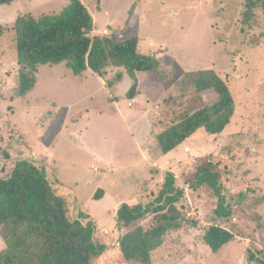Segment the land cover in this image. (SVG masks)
Returning a JSON list of instances; mask_svg holds the SVG:
<instances>
[{
  "label": "rangeland",
  "instance_id": "rangeland-1",
  "mask_svg": "<svg viewBox=\"0 0 264 264\" xmlns=\"http://www.w3.org/2000/svg\"><path fill=\"white\" fill-rule=\"evenodd\" d=\"M91 12V34L115 40L138 37V48L159 61L154 74L137 72L138 91L125 96L131 79L113 83L116 68L98 79L74 75L64 64L41 65L33 88L15 94L18 64L12 25L19 14L60 12L69 0H15L0 5V176L19 159L45 167L71 219L90 221L93 239L106 249L91 264H136L123 259L116 224L122 203L146 206L174 175L182 191L175 203L180 226L166 232L149 264H262L264 261V9L244 23L247 0H81ZM211 69L227 84L234 114L216 135L197 130L159 157L155 134L177 112L194 111L215 95L198 94L183 81L188 71ZM159 83V84H158ZM169 159V160H168ZM214 164L231 215H214L217 196L191 181L197 166ZM98 189L102 194L94 198ZM80 213L84 218L80 217ZM153 214L142 221L149 225ZM215 224L234 239L213 253L203 242ZM4 243L0 239V250ZM250 254L258 260H248Z\"/></svg>",
  "mask_w": 264,
  "mask_h": 264
},
{
  "label": "trees",
  "instance_id": "trees-1",
  "mask_svg": "<svg viewBox=\"0 0 264 264\" xmlns=\"http://www.w3.org/2000/svg\"><path fill=\"white\" fill-rule=\"evenodd\" d=\"M15 0H0V5ZM99 3L101 0H96ZM257 6L264 9V0H247L243 11L245 23ZM3 28V27H2ZM0 26V31L2 30ZM14 46L18 64L15 94L23 96L36 82L35 73L41 65L64 64L74 75L89 69L105 78L107 69L116 68L114 80L106 81L108 88L125 73L131 85L125 92L128 99L137 94V72L151 73L158 77L159 59L138 48V37L115 40L104 35H93V17L81 0H69L56 14L34 17L29 13L15 17ZM185 82L198 94L211 90L214 101L194 111L177 112L170 124L155 134L157 148L165 154L197 130L210 135L221 133L229 124L235 109L233 95L225 81L213 70L202 69L184 74ZM158 83V84H159ZM198 185H207L217 196L214 215L226 218L231 215L230 205L221 193L220 174L210 161L199 164L191 177ZM98 189L94 198L100 197ZM182 191L174 184V175L168 172L157 197L146 206L122 203L116 212L119 230L118 248L123 259L136 264H149L151 253L163 243L166 232L179 228L182 214L175 203ZM153 214L149 225L142 221ZM80 217L84 215L80 213ZM94 227L90 221L71 219L66 201L58 195L49 180L45 167L28 159L15 162L6 177L0 176V264H91L100 256L106 245L93 239ZM234 233L219 225L210 224L202 240L216 253L234 239ZM258 260L250 254L248 260ZM264 264V261H262Z\"/></svg>",
  "mask_w": 264,
  "mask_h": 264
},
{
  "label": "crops",
  "instance_id": "crops-1",
  "mask_svg": "<svg viewBox=\"0 0 264 264\" xmlns=\"http://www.w3.org/2000/svg\"><path fill=\"white\" fill-rule=\"evenodd\" d=\"M104 2V0H101V4ZM14 3V2H13ZM6 5V4H4ZM90 12V11H89ZM91 13V12H90ZM92 15V14H91ZM93 17V16H92ZM93 25H94V19H93ZM98 79H100L98 76H96ZM163 154H161L159 157L163 158L162 156ZM169 160V159H168ZM118 228V227H117Z\"/></svg>",
  "mask_w": 264,
  "mask_h": 264
}]
</instances>
